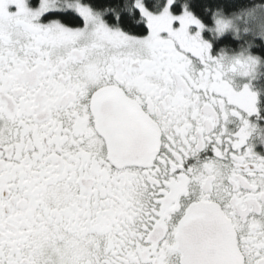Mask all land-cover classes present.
Segmentation results:
<instances>
[{
    "label": "snow or ice",
    "instance_id": "6c2138e0",
    "mask_svg": "<svg viewBox=\"0 0 264 264\" xmlns=\"http://www.w3.org/2000/svg\"><path fill=\"white\" fill-rule=\"evenodd\" d=\"M264 0H0V264H264Z\"/></svg>",
    "mask_w": 264,
    "mask_h": 264
},
{
    "label": "flooded vegetation",
    "instance_id": "af4514ba",
    "mask_svg": "<svg viewBox=\"0 0 264 264\" xmlns=\"http://www.w3.org/2000/svg\"><path fill=\"white\" fill-rule=\"evenodd\" d=\"M254 147H255L256 151L264 153V146H261V145L257 144Z\"/></svg>",
    "mask_w": 264,
    "mask_h": 264
}]
</instances>
